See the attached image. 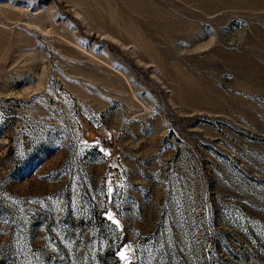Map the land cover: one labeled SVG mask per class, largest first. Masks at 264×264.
Returning a JSON list of instances; mask_svg holds the SVG:
<instances>
[{"label":"rangeland","instance_id":"obj_1","mask_svg":"<svg viewBox=\"0 0 264 264\" xmlns=\"http://www.w3.org/2000/svg\"><path fill=\"white\" fill-rule=\"evenodd\" d=\"M121 251L264 264V0H0V264Z\"/></svg>","mask_w":264,"mask_h":264},{"label":"snow or ice","instance_id":"obj_2","mask_svg":"<svg viewBox=\"0 0 264 264\" xmlns=\"http://www.w3.org/2000/svg\"><path fill=\"white\" fill-rule=\"evenodd\" d=\"M111 191H112V189L109 188V192H111ZM108 218H109L110 220L112 219V216H111L110 213H109ZM113 222L118 224L117 221H113ZM119 255H120V259L123 260V261H125V264H128V262H129V257H128V255L126 254V252L121 251V252L119 253Z\"/></svg>","mask_w":264,"mask_h":264}]
</instances>
